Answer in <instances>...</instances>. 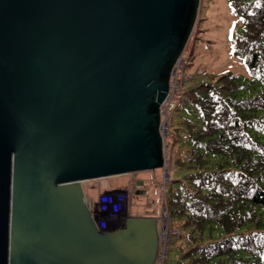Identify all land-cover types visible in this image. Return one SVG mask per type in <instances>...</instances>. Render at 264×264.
<instances>
[{
	"label": "water",
	"instance_id": "95a60500",
	"mask_svg": "<svg viewBox=\"0 0 264 264\" xmlns=\"http://www.w3.org/2000/svg\"><path fill=\"white\" fill-rule=\"evenodd\" d=\"M201 1L0 0V264H156L158 219L99 230L82 183L163 167Z\"/></svg>",
	"mask_w": 264,
	"mask_h": 264
},
{
	"label": "trees",
	"instance_id": "16d2710c",
	"mask_svg": "<svg viewBox=\"0 0 264 264\" xmlns=\"http://www.w3.org/2000/svg\"><path fill=\"white\" fill-rule=\"evenodd\" d=\"M229 1L244 26L234 55L264 85V0ZM246 86L226 72L184 86L176 100L175 142L182 131L191 147L183 161L175 155L181 178L171 177L167 190L171 225L180 231L171 240L176 264H264V90L241 98ZM184 234L186 247L178 245Z\"/></svg>",
	"mask_w": 264,
	"mask_h": 264
},
{
	"label": "rangeland",
	"instance_id": "374dc122",
	"mask_svg": "<svg viewBox=\"0 0 264 264\" xmlns=\"http://www.w3.org/2000/svg\"><path fill=\"white\" fill-rule=\"evenodd\" d=\"M243 30V21L238 14L233 12L229 0H202L197 24L183 54L184 65L181 72L182 76L191 75L194 79L187 80L184 86L186 88L198 86L218 78L223 73L232 72L239 76L242 85L248 84L241 92V98L253 97L262 93L264 85L258 76L249 73L244 58L234 55L236 40ZM178 99L179 95L176 97V100ZM178 120L183 121L184 119L177 117ZM180 133L183 140L181 139L178 144L173 134L169 137L172 142L174 161L178 151L180 152L177 158L182 160L187 158L191 150V147L184 142L186 133L182 131ZM180 171L179 168L174 171L173 166L172 177L181 178ZM140 180L145 183V186L140 183ZM162 183L163 174L161 170H156L85 181L82 185L85 197L89 199L92 208H94V200L98 197L99 188L104 191L128 190L132 197L131 216H149L160 219L164 200ZM174 188H179V184H176ZM207 234L206 231L205 236ZM213 235H216V232ZM188 243V236L184 234V237L179 239L178 245L186 247ZM177 254V248L172 241L166 264H176Z\"/></svg>",
	"mask_w": 264,
	"mask_h": 264
},
{
	"label": "built area",
	"instance_id": "2783aa9c",
	"mask_svg": "<svg viewBox=\"0 0 264 264\" xmlns=\"http://www.w3.org/2000/svg\"><path fill=\"white\" fill-rule=\"evenodd\" d=\"M184 65L183 56L177 61L171 73V83L168 95L161 105L160 133L164 144V165L161 168L163 174V211L158 219L159 246L156 264H166L171 239L180 234L178 227L171 225L170 212L167 203L168 183L171 180L174 154L172 142L169 140L173 134V115L177 108L176 97L182 91V79L192 78L191 75H181ZM131 194L128 190L104 191L99 189L98 197L92 204L86 198V203L91 211L94 222L99 230L117 229L126 226L131 216Z\"/></svg>",
	"mask_w": 264,
	"mask_h": 264
},
{
	"label": "clouds",
	"instance_id": "9594fccd",
	"mask_svg": "<svg viewBox=\"0 0 264 264\" xmlns=\"http://www.w3.org/2000/svg\"><path fill=\"white\" fill-rule=\"evenodd\" d=\"M176 155V154H175ZM161 170V169H160ZM173 173V172H172ZM143 185H144V182H143ZM145 186V185H144Z\"/></svg>",
	"mask_w": 264,
	"mask_h": 264
},
{
	"label": "crops",
	"instance_id": "0c3cea01",
	"mask_svg": "<svg viewBox=\"0 0 264 264\" xmlns=\"http://www.w3.org/2000/svg\"><path fill=\"white\" fill-rule=\"evenodd\" d=\"M99 189H101V188H99ZM99 189H98V190H99ZM101 190H102V189H101Z\"/></svg>",
	"mask_w": 264,
	"mask_h": 264
}]
</instances>
